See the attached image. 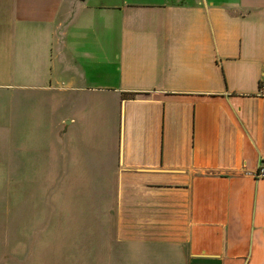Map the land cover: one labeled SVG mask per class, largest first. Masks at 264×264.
I'll use <instances>...</instances> for the list:
<instances>
[{"label":"crops","instance_id":"crops-1","mask_svg":"<svg viewBox=\"0 0 264 264\" xmlns=\"http://www.w3.org/2000/svg\"><path fill=\"white\" fill-rule=\"evenodd\" d=\"M0 43L56 90L51 210L97 264H264V0H0Z\"/></svg>","mask_w":264,"mask_h":264},{"label":"rangeland","instance_id":"rangeland-1","mask_svg":"<svg viewBox=\"0 0 264 264\" xmlns=\"http://www.w3.org/2000/svg\"><path fill=\"white\" fill-rule=\"evenodd\" d=\"M5 47L0 43V264H97L104 232L96 215L65 194L58 212L51 210L56 90L45 87L39 66L16 54L29 51Z\"/></svg>","mask_w":264,"mask_h":264},{"label":"built area","instance_id":"built-area-1","mask_svg":"<svg viewBox=\"0 0 264 264\" xmlns=\"http://www.w3.org/2000/svg\"><path fill=\"white\" fill-rule=\"evenodd\" d=\"M257 94L264 95V71L261 73L259 79V86H257ZM254 177H263L264 178V161L259 160L256 163V167L253 170Z\"/></svg>","mask_w":264,"mask_h":264}]
</instances>
